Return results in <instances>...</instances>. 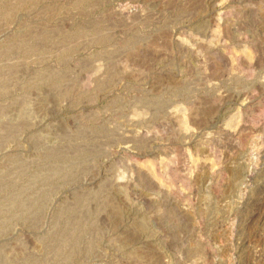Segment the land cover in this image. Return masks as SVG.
<instances>
[{"label":"rangeland","instance_id":"1","mask_svg":"<svg viewBox=\"0 0 264 264\" xmlns=\"http://www.w3.org/2000/svg\"><path fill=\"white\" fill-rule=\"evenodd\" d=\"M0 264H264V0H0Z\"/></svg>","mask_w":264,"mask_h":264}]
</instances>
